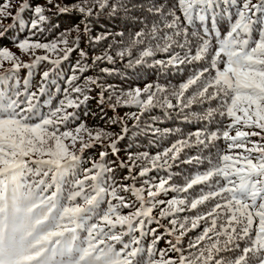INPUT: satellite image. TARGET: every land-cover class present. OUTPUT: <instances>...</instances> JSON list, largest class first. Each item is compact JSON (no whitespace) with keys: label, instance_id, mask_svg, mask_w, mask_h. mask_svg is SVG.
Instances as JSON below:
<instances>
[{"label":"snow or ice","instance_id":"snow-or-ice-1","mask_svg":"<svg viewBox=\"0 0 264 264\" xmlns=\"http://www.w3.org/2000/svg\"><path fill=\"white\" fill-rule=\"evenodd\" d=\"M232 3L233 0H175L167 10L163 5L152 4L147 11L158 22L136 32L131 44L118 53L121 58L132 57V49L143 45L138 57L134 61L129 59L130 66L146 63L157 53L167 55V59L153 61L165 70L179 69L185 64L199 65L186 81L170 92L167 86L149 84L143 89L137 87L118 94L115 102L109 104L113 110L118 105H135L140 115L155 107L185 113L193 106L207 105L202 111L189 114L206 123L219 118L221 127L215 131L198 129L163 152L153 156L143 153L139 157L147 161L139 173L144 176L151 170L171 167L170 162L179 161L185 148L202 146L211 149L215 141L223 139L227 150L218 151L214 159L207 160L205 170L186 177L181 185L172 184L169 174L147 187L117 186L115 183L106 186L105 174L113 169L104 162L108 154L105 151L100 153L99 162L84 169L82 178L73 181V190L65 196L61 187L64 177L81 164V157L75 150L77 142L81 153L94 144L85 142L78 135L85 128L84 124L76 127L75 134L70 130L60 131V128L62 125L67 128V123L75 119L76 113L67 109L79 108L81 97L87 101L90 88L73 86L71 90L79 95L75 99L66 95L59 106L45 115L36 101L38 94L45 91L43 82L48 80L49 72H43L42 84L37 91H29V82L25 80L23 93L15 74L21 68H31L42 61L55 66L67 59L78 48V44L69 46L67 39L73 29H66L58 40L49 42L31 38L15 41L21 52L34 56L30 63L23 62L8 48L0 49V264H264V0H242L235 19L231 11L225 10ZM47 5L55 7L58 15L79 13L85 33L90 30L88 20L96 9H111L115 13L117 7H127L111 0H81L71 7L47 0ZM10 6V0L6 4L0 3V22L14 18L24 24L23 14L31 11L32 17L25 27L32 30V36L43 31L42 26H57L46 14L50 7L31 5L25 0L13 14L6 11ZM219 18L227 19L230 24L223 36L214 27L207 26L209 23L214 26ZM197 22L201 24L203 35L192 33L196 37L193 54L188 28ZM73 28L80 32L79 25ZM176 37H182L183 42ZM79 38L78 35L76 39ZM176 48L185 54L181 56ZM37 50L55 53L57 58L36 55ZM87 55L80 50L81 57L87 58ZM103 59L112 60V57L97 56L93 63ZM77 68L84 70L79 62ZM78 79L73 74L68 80L69 85ZM86 83L101 87L100 100L104 103L106 89L98 84V79L88 77ZM112 100L109 96L108 101ZM134 118L139 119V116ZM224 121L230 122L224 124ZM88 136L111 148L113 154H118L117 143L123 139V136L107 132H97L94 136L88 132ZM252 137H259V140L253 141ZM105 140L110 143L104 144ZM193 161L204 162L199 156L180 162L190 164ZM120 166L131 171L132 166L123 161ZM33 168L36 175H51L52 183L43 179L25 183L26 173L32 172ZM194 186H204L208 191L202 187L195 197L179 195L189 193ZM49 189L54 190L49 192ZM119 191L131 192L136 202L127 201ZM170 191L178 195L168 200L158 199ZM108 197L111 199L107 208L101 211L100 205ZM209 202L214 203L206 212L179 224L182 236L185 231L199 227L200 221L209 222L196 241L189 245L195 252L185 255L178 247L180 239L177 237L168 242L169 249L159 251L157 259L155 242L159 238L156 237L147 250V259L144 258L145 249L133 233L139 232L143 237L146 225L159 224L165 219L171 225L168 229L171 235L178 230L176 214L197 210ZM158 207L157 217L153 212ZM124 208L130 211L124 214L121 211ZM189 223L190 228H187ZM126 235L130 237L128 242L124 241ZM117 243L121 245L119 248ZM169 250L178 253V257H168Z\"/></svg>","mask_w":264,"mask_h":264},{"label":"trees","instance_id":"trees-1","mask_svg":"<svg viewBox=\"0 0 264 264\" xmlns=\"http://www.w3.org/2000/svg\"><path fill=\"white\" fill-rule=\"evenodd\" d=\"M5 1L6 0H0V3L4 4ZM36 1H38V5H44V6L50 7V11H48L47 15L49 16L53 24L57 25L56 27H54L56 30L57 29L59 30L74 29L73 28L74 25H79V28L83 29L84 23L82 22L81 16L79 13L74 12L70 14L68 17H64L63 15H58L55 12H53L56 10V8L48 6L47 0H27V2L31 5L33 3L35 5ZM24 2L22 0V3ZM80 2L81 0H53V4L68 5L69 7H71L74 4H78ZM111 2L117 5L125 4L127 7L126 8L117 7V11L115 13H113L111 9L104 10V11H100L99 9H96L93 14V20L90 19L92 16L89 18L88 23H89L90 30L87 33H91V32H93L94 34L99 33L100 41H98L99 44H97V46L99 47L96 48V51L100 53H104L106 51L105 55L112 57L113 54L117 56V53H119L122 50H125L131 44L132 38L134 37V34L136 32L140 31L142 28L144 29L149 28L152 23L158 22L147 11V8L150 5L152 4L163 5L165 10H167L172 7V5L175 3V0H111ZM254 2H258V0H254ZM22 3L20 2L18 4V8L20 7ZM240 3H242V0H233L231 7L225 8L226 11H231L233 19H235V13ZM221 7H224V6L221 5ZM177 14H179V12H177ZM31 17H32L31 11H26L23 14L24 24L18 23L14 18H11L10 22H5V25H9V26L7 28V31L3 32V36H0V49L1 48L10 49V48L16 47V44L14 42L17 40H23L24 38L33 39V37H30L32 36V33L29 32L30 30L29 27H25V24H27L30 21ZM57 19L63 20V23H59L60 21H55ZM90 20H91V23H90ZM94 25L96 26V28L93 31ZM207 26L210 28L214 27L223 36L228 30V28L230 27V24L227 19L219 18L214 26L211 23H209ZM42 28L51 29L45 26H42ZM194 31L198 32L200 35H203L202 27L199 22H197L196 24L188 28L189 42L193 43V46H196V37L192 36V33ZM19 34H24V35L17 40H9L12 36H16ZM112 34H119V35L123 34V36L121 39H119L120 41H118L117 47L114 48V45L112 44L110 49H107V45H105L104 42L107 43L108 41L107 36L112 35ZM253 36L255 38L256 36L255 32L253 33ZM179 40L183 42L182 37H179ZM215 44H216V41L213 38V46H215ZM142 47L143 45H138L137 47H134L132 49V55L134 54V57L130 58L127 55H125L123 58H121L119 56L118 58L121 61L120 64L122 66V69H119V70H116L115 68H118L120 66L113 67V69H110L109 65H104V67L100 68L99 70L97 68H95L96 70H94L91 67L92 63H90L89 65L90 74L88 77L97 78L99 85H103V88H104L105 85L103 84V81L108 80V77L111 74L109 73L111 72L109 70H113L112 72L117 73L127 68L132 74L131 79L132 80L134 79L135 82L137 81L136 82L137 85L142 84L143 86H141L140 88L143 89L146 85H149V84H146L144 86L145 83L159 84L160 80H164V83L166 84H175V83L184 82L185 80L189 78V76L192 75L193 71L195 70L194 68H189L187 66H180L179 69L170 68L167 70L159 66H156L153 63L154 60L167 59V55L164 53H157L155 57L148 58L146 63L139 64V65L132 63L130 66L129 59H132L134 61L138 57L139 51ZM110 50L112 51V53H110ZM95 54L99 56L97 53ZM124 59L126 60L124 61ZM76 61L86 62V60H84V57L82 58L74 57L71 59V64L69 66H67L66 63L63 61L61 62V64L56 65L54 69H52L49 72L48 80L43 82L45 91L42 95L38 94V99L36 101L38 103V107L41 113L46 115L49 113V111L54 110L57 106H59V103L61 100L66 99V95L68 98H73V99H75L79 95L77 93H74L73 91H70V86L66 87V85H68L66 83V80L67 79L69 80L70 78V74L67 73V70H71L72 63H77ZM97 62L98 61H96V64ZM123 65H126L124 66L125 68L123 67ZM76 68H77V65L76 64L73 65V70H75ZM184 68L186 72H183ZM105 69H107V71H104ZM26 71L30 73V76L32 78L31 82L34 81L33 78L34 76L37 75V70L33 69V66L31 68H21L19 73L15 74V78L19 80V88L22 93L24 92V89H25V86L22 80L24 79ZM81 72L82 71H80L79 73ZM162 74L164 75V79L162 78ZM115 81L122 82L121 80H115ZM41 84H42V80L38 83L28 84V90L37 91L39 87L41 86ZM79 85L82 87L90 88V91L87 92L89 99L87 101H83L81 97L82 102L79 108L67 109L70 112H75L76 117L75 119H72L69 121V123L72 124V127L70 128L67 126V128H62V131L70 130V131H73V133L75 134L76 127L80 125L79 122L90 123L88 132H91L93 136L97 132L115 133L118 136H122V134L124 133L123 129L126 128L127 130L125 131L123 139L118 141V146L121 149L125 148L128 154L135 155L133 152L128 151V149L134 144H135L134 145L135 147H138L141 144L138 138V135H137L138 132H142L143 133L142 136L148 138L150 145H153L154 144L153 142L155 143L158 142V138L155 137L154 133L158 132L161 129H166L163 123H161L165 121V119H163V121H160L158 123L155 121L151 123H142L138 129H134L135 125L141 122L139 111H135V115L129 120L128 124L123 126L119 121H116L114 114H112L111 112H108L105 114L104 105L103 103H101L100 94H99L102 91L101 87H99L98 85L87 84L84 80H82L79 83ZM66 90H67V93H66ZM73 93H74V97H73ZM135 116H139V119L134 118ZM180 120H182V122L184 123L187 122V119H185V117H183ZM113 121H116V122L114 123ZM229 122L230 121H224L223 123L227 124ZM219 127H221V124L219 125ZM169 128H171V126ZM83 132L84 130L82 129L78 135H81ZM88 132H87V138H89ZM194 132H195V129H193L192 134ZM251 139L253 141H258L259 137H252ZM84 141L86 142V139ZM65 142L70 143V141H65ZM219 143H220L219 151L221 150L226 151L227 143L223 139H220ZM101 146L102 144L97 142L96 146L94 144V146H90L86 148L82 153L79 152L80 145L76 147L75 150L77 151V154L80 155L81 157V164L79 168L73 170L70 174L64 177L61 187H62V191L64 190L66 191V196L71 190H73L72 189L73 181L77 178H82L84 175V169L90 168L92 166L90 158L100 157V153H101L100 147ZM104 150L108 152V148H104ZM107 158L108 157L105 156L104 160H106ZM184 160H185L184 158L180 159L179 161H177V164H175V166L180 167L183 164L180 161H184ZM107 161H105L106 165L112 168L113 171L105 174V180L107 181L106 186L112 185L113 180H114V183H116L117 181H123L117 169L118 167L114 166L113 162H110V161L107 162ZM90 163H91V166H89ZM170 164H171V167H165L161 169H166V170L172 169V167L174 166V163L170 162ZM125 177L127 178L128 175H125ZM146 178L147 179L145 180H139L138 178L137 183H139L140 181L142 182L148 181L149 177L147 176ZM42 179L48 183H52L51 175H49L48 177H45L43 175H36L35 168H33L32 172L26 173L24 181L25 183L30 184L33 182H39ZM52 190L54 189H49V192H51ZM85 190L86 191L90 190L88 189L87 184L85 185ZM110 199H111L110 197L106 198L104 203H108V200ZM162 199L165 200L164 198ZM78 202H82V201H78ZM129 202H136V198L133 197L132 201L130 200ZM102 204L100 205L101 211H103ZM153 215L157 217L159 216V207L154 210ZM178 218L179 217H177L176 219ZM169 219H171V217ZM170 227L171 225H169L168 220L161 219L159 224L151 223V224L146 225L145 227L146 234L143 237H140L139 232L133 233L135 237L140 239L141 246L145 249L144 256H146V259H147V250L152 247L153 241L156 237L159 238V239H156V242H155V250L157 252V256H156L157 259L159 258L158 254L160 250L169 249L168 242L170 240H175L176 239L175 237L180 238L181 235L178 230L172 233L171 235L168 233V229ZM200 228H201V223H199V227L195 228L194 230H198ZM149 229H151L152 231H149ZM129 240H130L129 236L126 235V239L124 236L125 242H128ZM117 246H121V245L118 244ZM178 247L182 248L185 255H187V252L185 250H193L189 248V243H186L185 246L179 244ZM167 256L173 259H176L178 257V253L169 250L167 253Z\"/></svg>","mask_w":264,"mask_h":264},{"label":"rangeland","instance_id":"rangeland-1","mask_svg":"<svg viewBox=\"0 0 264 264\" xmlns=\"http://www.w3.org/2000/svg\"><path fill=\"white\" fill-rule=\"evenodd\" d=\"M25 0H23L24 2ZM9 0H6L4 2V4L8 3ZM11 2V6L10 8L6 9V11H11L13 14L16 13V11L19 9L18 8V4L21 2L22 0H10ZM34 5V3L32 4ZM35 5H38V1L35 2ZM62 5V4H61ZM55 13H57V9L55 11H53ZM74 12H69L67 14H64V17H68L70 14H72ZM48 14V12L46 13ZM93 20V15L90 18ZM51 20V19H50ZM2 21L4 22H0V36H3V32L7 31V28L9 25H5V22H10L11 18H5ZM55 21H60L59 23H63V20L61 19H57ZM89 22V20H88ZM53 23V22H52ZM91 23V20H90ZM84 27L85 25H83V29H80V32L77 33V31H75L74 29L71 31V33L69 35H67V39L69 41V46H73L75 47L76 44H78V48H76L74 51H72L67 59L61 60V62H65L67 66H69L71 64V59L72 58H82L80 56V50H83L85 52H87V58H84V60H86V62H79V64L81 66L84 67V70L80 72V70H78V68H76L75 70H73V65H78V61H76L77 63H72V68L71 70H67V73L70 74V77L73 75V73H75V75H77L79 77V79L77 81L74 82L73 85H69L68 83V79L66 80V83L70 86V91H72V87L75 85H79V83L84 80L86 82V78H88L89 74H90V70H89V65L91 64V67L96 70L95 68H97L98 70L102 67H104V65H109L110 69H113V67H118L115 68L116 70L122 69L121 66V61L119 60V55L117 53V56H115L113 54L112 56V60H108V59H103V60H99L96 64L93 63V60L95 59V57H97V55L95 53H97L99 56L104 57V56H108L105 55L106 51L104 53H100L96 51V48L99 47L97 46L98 41L99 40V33H85L84 32ZM91 27V26H90ZM96 26L94 25L93 27V31L95 30ZM30 29V28H29ZM65 30H59V29H55L54 27L51 29H47V28H43V31H37L35 36H30L33 37L32 40H39L40 42H49L52 40H58L60 37V34L62 32H64ZM30 33H32V30H29ZM24 34H19L16 36H12L9 40H17L20 37H22ZM79 35V40H77V36ZM123 36V34L119 35V34H112V35H108L107 36V43L104 42L105 45H107V49H110V47L112 46V44L114 45V48L117 47L118 45V41H120L119 39H121ZM25 39V38H24ZM110 39V40H109ZM176 39H179V37H176ZM117 42V43H116ZM192 45V51L193 54L195 53V46H193V43H190ZM61 47H63V45H61ZM187 48V45H186ZM3 49V48H1ZM106 49V50H107ZM11 52L15 53L17 56L20 57V59L23 62L26 63H30L34 60V56L30 55V54H26L21 52L18 47H14V48H10L9 49ZM177 52H180L181 56H183L185 54V51L181 50L180 48H176ZM110 53H112V51L110 50ZM49 55L52 59H56L57 56L55 53H46L45 50H37L36 51V55ZM132 57H134V54L132 55ZM131 58V57H130ZM126 59H124L125 61ZM61 62L59 64H61ZM100 65V66H99ZM6 67H8L9 65H5ZM56 66V65H55ZM54 65L50 64L48 61H42L39 64H33V69L37 70V75L34 76L33 78V82L32 78L30 76V73L28 71L25 72V76L24 79L22 80V82L24 83L25 80H28V84H33V83H38L40 82L42 79V74L45 71L50 72L52 69H54L55 67ZM126 65H123V67ZM182 66H187L189 68H194L197 69L199 67V65L197 64H185ZM221 67H223V65H221ZM125 68V67H124ZM111 72L110 76L108 77V80L103 81L104 89V99L105 102L103 103L104 105V111L105 114L108 112H111L112 114H114L116 121H119L123 126L128 124L129 120L135 115V111H139L137 106L135 105H118L115 110H113L112 107L109 106L110 103H114L115 102V98L117 97L118 94H121L123 92H127L130 89H135L137 87H141L143 86L141 83V85H137L135 80L131 79L132 74L130 73L129 69H123L120 72H112L113 70H109ZM186 72L185 68L184 71ZM35 74V72H34ZM162 78L164 79V75L162 74ZM115 80H121L122 82H117ZM186 81V80H185ZM182 83V82H181ZM181 83H175V84H166L164 83V80H160L159 85H163V86H167L169 89V92L174 89V88H178L179 85ZM99 84V83H98ZM146 84H150V83H145L144 86ZM152 85H157V84H152ZM109 86H111L109 88ZM191 91V89L189 90ZM100 94V93H99ZM111 96L113 98V100L110 102L108 101V97ZM73 97H74V93H73ZM171 98V97H170ZM173 103H175V100L173 99ZM213 106H215V102H213ZM203 107H207V105L204 106H193L192 109L190 110H186L185 113H180L176 110H169L166 108H160V107H155L153 109H151L148 112H145L143 115H140V123H137L135 125L134 129H138L140 127V125L142 123H151V122H160L163 121V119H165V121L161 122L163 123V125L166 127V129H161L158 132H155L154 135L155 137L158 138V142L155 143L153 145H150L149 143V139L146 137L142 136V132H138V138L140 140V145L138 147H135L134 145H132L128 151L133 152L135 155H131L128 154L127 150L121 149L118 146L117 143V148L119 149L118 154H113L111 148H108V154H107V159L104 160L105 161H110L113 162L114 166H117L118 171L120 173V177L122 178L123 181H117L115 183V185L119 186V185H133L135 184L136 187H147L151 184H155L159 181V179L161 178H166L169 174L172 176V180L171 183L172 184H176V185H181L185 182V178L189 177L191 175H193L194 173L198 172V171H203L208 167V163L207 160L209 158L214 159L216 156V153L219 151L220 149V143L219 140L214 142V145L211 149L208 148H204L202 146L200 147H191V148H185L181 154H180V159H189L191 157H201L203 158V163L202 164H197L195 161H193V163H183L180 167L175 166V164H177V162L174 163V166L172 167V169L170 170H166V169H161V168H157L154 170L149 171L146 175L141 176L139 173L141 171V167L143 165H145L147 163V161L143 160V159H139V157L142 156L143 153H148L149 156H153L156 153L159 152H163L164 149L168 148L171 144L175 143L177 140L179 139H183L186 137H189L190 134H192L193 129H195V132L198 129H206L208 131H215L217 128H219V125L221 124L219 121V118H217L216 120H214L211 123H206L203 121H198L195 117H192L189 113L191 111H196V112H200L202 111ZM185 115H188L187 118V122H182L183 117H185ZM92 120V119H91ZM80 124H84L85 128L83 129L84 132L79 135L81 137H83V139H86V142H89L90 144H93L94 141H92L90 138H87V132L89 131V124L90 123H86V122H79ZM68 127H72L71 123H67ZM171 126V128H169ZM111 127V126H109ZM62 128H65L64 126L60 128V131H62ZM194 132V133H195ZM124 133L122 134V136H124ZM234 134V132H233ZM112 139H115V136L112 137ZM195 139V137H193V140ZM121 140V139H120ZM110 140H105L104 144H109ZM95 146L97 145V142L94 143ZM80 145L79 141L77 142L76 147ZM103 145L100 147V151L101 152H105ZM132 159H129V158ZM101 160V157H97V158H90L91 163L93 162H99ZM107 161V162H108ZM123 161L126 164L131 165V171H129V168L127 167H121L120 166V162ZM91 163L89 164V166H91ZM125 175H128V177L126 178ZM148 178V181H140L139 183H137L138 178L139 180H145ZM134 178V179H133ZM115 179V178H114ZM34 183V182H33ZM114 183V180L112 182V184ZM32 184V183H30ZM204 186H194L193 189L189 190V193L186 194H179V195H187L189 198L195 197L197 195L200 194V188H202ZM204 191H208V189L206 187H204ZM63 194L66 196V191H63ZM120 195H123L127 201H132V198L135 197L131 192H124V191H119ZM178 195L177 193H173V192H168L167 194H161L158 199H162L164 198L165 200H168L170 198H172L173 196ZM112 203H117L116 201H112ZM212 203L214 202H209L205 205H202L200 207H198L197 210H187L184 212H180L178 214H176L175 219L177 217H179L177 220V229L179 231V224L180 223H184L186 219L191 220V218H193L195 215L199 214V213H203L206 212L211 206ZM102 208L103 210H106L107 208V203H103L102 204ZM121 211L126 214L130 211V209H121ZM201 223V228L198 230H194L191 229L189 231H185V233L180 236V243L181 245H186V243H194L196 241V238L203 232L204 228L208 225L209 222H205V221H200ZM187 228H190V223L186 225ZM177 238V237H175ZM126 239V236H125ZM118 245V243L116 244V246ZM120 246H117V248H119ZM241 247H243V244H241ZM187 252V254L191 251V252H195V249L193 250H185ZM144 258L146 259V256H144Z\"/></svg>","mask_w":264,"mask_h":264}]
</instances>
